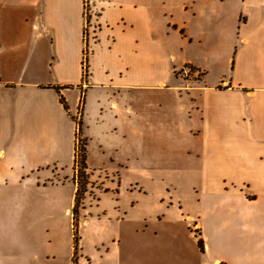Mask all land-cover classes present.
<instances>
[{
    "label": "crops",
    "instance_id": "0c3cea01",
    "mask_svg": "<svg viewBox=\"0 0 264 264\" xmlns=\"http://www.w3.org/2000/svg\"><path fill=\"white\" fill-rule=\"evenodd\" d=\"M84 2L0 0V264H264V78L250 74L264 70V0H93L98 39L90 56L103 59L110 47L131 46L130 62L147 63L155 78L144 87L165 91L170 100L177 85L162 78L164 70L189 64L207 74L194 59L172 67L174 46L235 51L228 60L246 76L184 88L199 108L180 104L173 118L175 104L161 105L167 125L162 112L145 123L132 105L125 131L115 112L111 130L132 134L138 158L145 134L168 132L163 139L170 143L173 129L178 133L187 190L154 173L147 177L162 189L141 198L144 177L121 174L125 191H107L81 208L76 243L75 188L38 180H49L41 166L68 161L75 147L69 111L80 97L70 94L86 77ZM100 116L102 124L103 111Z\"/></svg>",
    "mask_w": 264,
    "mask_h": 264
},
{
    "label": "rangeland",
    "instance_id": "374dc122",
    "mask_svg": "<svg viewBox=\"0 0 264 264\" xmlns=\"http://www.w3.org/2000/svg\"><path fill=\"white\" fill-rule=\"evenodd\" d=\"M91 9L93 11L96 10V15L98 14V8L94 10V7L91 6ZM93 11L88 15L85 14L86 21H88V28H85L86 77L83 80V84L72 86V90H74L72 92L76 95L70 94L74 100L80 97L78 108L73 109L72 112L69 111L71 118L75 122V147L68 161L55 165L41 166L43 174L48 175L49 180L46 181L45 178L47 177H44V182L38 180L45 187L70 188L72 186L75 188L77 201L78 189L80 184L85 181L84 177L81 176L82 173L79 172H82L86 166V171L89 175L87 176L88 190L85 196L81 197L79 213H74L73 209L71 214V218H73V238L76 243L80 239V224L81 220H83L81 218V208L85 207L86 204L94 206L98 203L99 195L107 191L120 193L122 190L125 191L121 181V174H125L130 180L139 176L144 177L145 180L141 182L139 187H142V190H147V193L146 195L141 193V198L148 196L154 190L162 189L160 186H154V184L158 185L157 183L159 182L154 183V181L148 179L147 175L152 177L154 173L161 176V178L157 176L158 181L165 177H173L176 180L175 183L178 185L179 192L185 189V186H183L184 181L182 180L185 179L186 167L177 154L181 152V149H179V138H177L178 133L173 129L170 143L167 142V139L165 141L163 139L164 136H168V132L158 131L155 134H145L141 138L140 147H137L138 150L140 149L138 158L136 152H134V155L131 153L132 134L127 135V133H122V131L114 132L111 130L116 120L115 112H119L121 119L124 120L123 123H126L128 119L126 109L134 105L141 108V113L146 123L148 121L147 115L149 116L152 112H162L159 116L161 118L164 112L162 111L164 107L161 109V105H166L169 108L168 105L172 103L175 104L173 118L174 115L179 117L180 104L184 108H188L186 109L188 111L193 110L194 112L196 107L199 108L195 93L191 91L189 93L188 91L185 92L184 88L188 86L197 87L205 79L206 82L214 83L223 79L246 76L245 70L239 69L237 65L232 64L228 60L229 56L235 55V51L227 52L221 50L212 53L205 52L196 45L190 46L187 50L174 46L172 51L175 53V58L172 60V67H178L185 61L194 59L205 65L206 68L204 66L203 68H205L204 70L207 71V74L205 77L204 71L200 68L191 69L188 67L190 66L189 64L174 70L171 68L170 72L168 69L164 70L165 75L162 73V78L164 79L166 76V81H169V85L172 83L177 85L176 87L172 85V87L177 88V91H173L172 100H170V95L166 94L165 91H152L149 87H144V83H152L155 78H153L154 75L149 74L151 68L147 63L137 68L133 62H130L131 46L126 49V46L121 43L117 47H110L103 55V59H101V53L90 56L91 52L95 51L94 43L98 39L97 16L93 15ZM125 67L129 69H125ZM250 74L252 79L260 80L261 76L264 78V70L257 69ZM248 77H250L249 74ZM89 85L92 87L91 89ZM135 85L142 86L136 87ZM62 94L63 92L61 91ZM64 100L66 101V99ZM117 104L119 107L115 109ZM101 109L105 116L102 124L100 121ZM154 119L149 117V122L154 124L158 121L156 125H160V119L155 121ZM161 119L162 125L168 124V117ZM126 125L127 123L123 125L125 131L128 130ZM154 135L156 139H154ZM183 137L185 139V133ZM152 159H155L157 164H153ZM64 160H67V156H65ZM84 161L85 166L82 167ZM129 182L125 181L124 184L128 185ZM133 187H137V184L133 185ZM128 193L130 192L126 191V195ZM89 200L90 202H88Z\"/></svg>",
    "mask_w": 264,
    "mask_h": 264
},
{
    "label": "trees",
    "instance_id": "16d2710c",
    "mask_svg": "<svg viewBox=\"0 0 264 264\" xmlns=\"http://www.w3.org/2000/svg\"><path fill=\"white\" fill-rule=\"evenodd\" d=\"M93 7H94V5H93ZM189 68H191V69H195L196 67H194V66H192V65H190V66H188ZM85 76H86V73H85ZM84 76V77H85ZM85 79V78H84ZM61 102L63 103V104H65V106H66V103H65V100H64V97L61 95ZM67 107V106H66ZM85 166V161L83 162V166L82 167H84ZM79 173H82V175L81 176H83V175H85V173H86V166H85V168H84V170L82 171V172H79ZM79 176H80V174H79ZM84 188H85V186H84V183L83 184H80V187H79V189H78V192H77V204H76V207L74 208V212L76 213V214H78V200H80L81 199V197H82V194H83V192H84ZM195 236L197 237V239H198V244H199V246H200V248H201V250H202V252H205V240H204V238H203V236H202V231L200 230V229H196L195 228Z\"/></svg>",
    "mask_w": 264,
    "mask_h": 264
},
{
    "label": "built area",
    "instance_id": "2783aa9c",
    "mask_svg": "<svg viewBox=\"0 0 264 264\" xmlns=\"http://www.w3.org/2000/svg\"><path fill=\"white\" fill-rule=\"evenodd\" d=\"M91 6H93V0H85L84 2V8H85V14L88 15L90 12L92 13ZM94 12V11H93ZM94 15V13H93ZM85 28H88V21H86ZM91 28V26H90Z\"/></svg>",
    "mask_w": 264,
    "mask_h": 264
}]
</instances>
